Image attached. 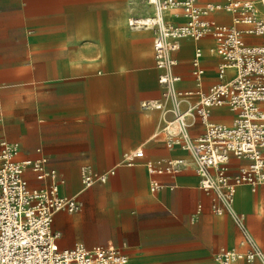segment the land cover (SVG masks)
Segmentation results:
<instances>
[{"label": "crops", "instance_id": "obj_1", "mask_svg": "<svg viewBox=\"0 0 264 264\" xmlns=\"http://www.w3.org/2000/svg\"><path fill=\"white\" fill-rule=\"evenodd\" d=\"M149 13L142 0H0V140L18 144L19 160L46 158L62 181L59 195L81 204L80 213L53 217L60 250L111 242L126 264H217L218 252L240 250V230L228 216L212 213V199L197 187L193 169L157 177L160 189L149 190L145 162L189 161L186 153L165 147L158 134L161 113L142 107L160 100L153 33L130 30L127 19ZM210 18L231 21L224 13ZM212 46L209 39L180 41L174 54L179 90L196 89L191 75L196 48L203 53L201 90L221 83V59L210 52ZM232 74L227 71L223 81ZM210 121L228 124L231 115L214 109ZM202 131L196 121L190 134ZM137 149L143 159L125 166L126 155ZM242 164L230 159V173ZM84 166L98 173L115 169V175L84 189L79 175ZM26 178L32 188L44 185L29 173ZM234 209L264 252V188L237 189Z\"/></svg>", "mask_w": 264, "mask_h": 264}, {"label": "built area", "instance_id": "obj_2", "mask_svg": "<svg viewBox=\"0 0 264 264\" xmlns=\"http://www.w3.org/2000/svg\"><path fill=\"white\" fill-rule=\"evenodd\" d=\"M151 9L146 16L130 17V30L152 31V51L160 100L142 105L162 115L158 134L167 149H178L189 156L171 159L163 164L145 162L150 177V192L160 189L156 178L177 176L191 167L197 187L211 197V211L216 216H228L240 230V250H222L214 256L217 264L235 262L264 264V252L258 247L245 226L242 214L234 209L237 189L248 187L252 192L264 188V0H221L200 5L198 0H142ZM229 15V24H220L211 15ZM182 18L175 24L165 20ZM212 41L210 52L221 59L217 70L220 84L207 92L201 90L204 69L203 53L194 50L191 75L195 91H181L175 73L174 54L183 40ZM227 71L230 79L223 81ZM195 102H191L192 98ZM214 109H224L231 115L230 123L211 122ZM203 131L192 136L195 122ZM18 144L0 140V264H126V257L109 242L86 249L81 244L60 250L58 233L53 232L55 214L80 213L82 206L74 198L59 195L62 185L54 169L44 157L19 160ZM40 154V150H36ZM137 149L125 157V166L132 167L143 159ZM243 164L230 173V159ZM29 173L43 187L32 188ZM84 189L104 184L115 175V169L103 173L90 167L80 168Z\"/></svg>", "mask_w": 264, "mask_h": 264}]
</instances>
